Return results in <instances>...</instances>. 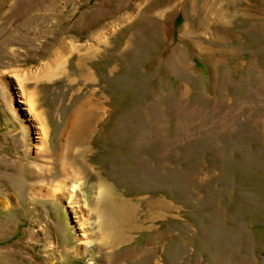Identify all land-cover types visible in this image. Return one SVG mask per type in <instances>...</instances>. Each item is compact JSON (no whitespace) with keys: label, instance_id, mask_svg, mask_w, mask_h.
I'll return each mask as SVG.
<instances>
[{"label":"rangeland","instance_id":"obj_1","mask_svg":"<svg viewBox=\"0 0 264 264\" xmlns=\"http://www.w3.org/2000/svg\"><path fill=\"white\" fill-rule=\"evenodd\" d=\"M190 263L264 264V0H0V264Z\"/></svg>","mask_w":264,"mask_h":264},{"label":"bare ground","instance_id":"obj_2","mask_svg":"<svg viewBox=\"0 0 264 264\" xmlns=\"http://www.w3.org/2000/svg\"><path fill=\"white\" fill-rule=\"evenodd\" d=\"M83 55L84 54L80 55V57H79L78 66H79V68L82 71V75L86 78V77H90V73H89V71L87 69V66H86V58H85L86 56H83ZM50 65H51V59L49 61H47V63L42 64L41 65V68L48 67ZM7 73L8 74H11L12 76H14V81H15L14 84H17L18 91L20 90L21 102H23L24 105H26V108L25 109L22 108V110L24 111L25 115L30 116L29 118L34 119L36 121V123L39 124V126H37V128L39 129V131H38L39 136H37L38 137L37 140L39 139L38 141H40V142L43 141L44 140V137H45V131L42 128L43 127V123L41 121L40 111L37 110V107H36L37 92H35L34 90H27L26 89L25 84H23V82L21 81L22 77H25V73H23L22 70L18 71V69H9ZM22 86H25V88H23ZM34 94H35V98H34ZM34 99H35V101H34ZM65 159L68 160V162H70V163L73 162V159L70 156H68L67 154H66ZM34 172H35V170H34ZM75 184H78V181H75V180L74 181H71V184H70L69 187L71 188ZM95 187L96 186L94 185V188ZM68 192H70L69 194H71L72 191H68ZM45 193L47 195L50 194V192H45ZM104 195L106 196V193L103 194V205L101 206L103 209H105L108 206V204L104 202ZM111 212L114 213V215H115L117 213V209H114L111 206ZM97 235L99 236L98 232H97ZM86 243H89V242H86ZM80 248H81V245L79 246L78 249L76 248L75 250L78 251Z\"/></svg>","mask_w":264,"mask_h":264},{"label":"crops","instance_id":"obj_3","mask_svg":"<svg viewBox=\"0 0 264 264\" xmlns=\"http://www.w3.org/2000/svg\"><path fill=\"white\" fill-rule=\"evenodd\" d=\"M190 264H194V263H190Z\"/></svg>","mask_w":264,"mask_h":264}]
</instances>
